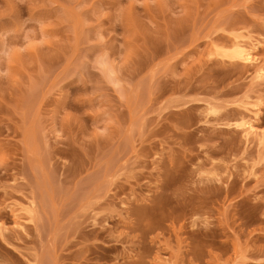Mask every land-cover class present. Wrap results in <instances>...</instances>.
I'll use <instances>...</instances> for the list:
<instances>
[{
  "label": "rangeland",
  "instance_id": "1",
  "mask_svg": "<svg viewBox=\"0 0 264 264\" xmlns=\"http://www.w3.org/2000/svg\"><path fill=\"white\" fill-rule=\"evenodd\" d=\"M0 264H264V0H0Z\"/></svg>",
  "mask_w": 264,
  "mask_h": 264
},
{
  "label": "bare ground",
  "instance_id": "2",
  "mask_svg": "<svg viewBox=\"0 0 264 264\" xmlns=\"http://www.w3.org/2000/svg\"><path fill=\"white\" fill-rule=\"evenodd\" d=\"M234 51L235 53L233 52V55L232 56L234 58H242L243 61H252V54H251V49L249 48V43L246 42V41H243V40H237L234 42ZM241 59V60H242ZM251 122V121H250ZM249 121H245V125L246 126V130L248 131V133H251V134H255L257 133L256 132V127H254V125L252 123H250ZM258 135V134H257ZM256 135V136H257Z\"/></svg>",
  "mask_w": 264,
  "mask_h": 264
}]
</instances>
